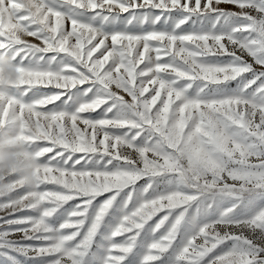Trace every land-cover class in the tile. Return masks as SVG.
<instances>
[{"label":"snow or ice","instance_id":"1","mask_svg":"<svg viewBox=\"0 0 264 264\" xmlns=\"http://www.w3.org/2000/svg\"><path fill=\"white\" fill-rule=\"evenodd\" d=\"M0 54V264H264V0H0Z\"/></svg>","mask_w":264,"mask_h":264},{"label":"clouds","instance_id":"2","mask_svg":"<svg viewBox=\"0 0 264 264\" xmlns=\"http://www.w3.org/2000/svg\"><path fill=\"white\" fill-rule=\"evenodd\" d=\"M21 38H25L21 33ZM17 65L7 54H0V93L7 99L19 87ZM40 159L27 142L19 139L18 124L0 125V200L18 199L17 190L35 189L41 173Z\"/></svg>","mask_w":264,"mask_h":264},{"label":"rangeland","instance_id":"3","mask_svg":"<svg viewBox=\"0 0 264 264\" xmlns=\"http://www.w3.org/2000/svg\"><path fill=\"white\" fill-rule=\"evenodd\" d=\"M221 7H224V8H232V5H229V4H222L221 5ZM29 39H31V38H29ZM103 197H100V198H98V199H102ZM72 202H69V205H66L65 207H68V206H70V204H71ZM4 213H2V212H0V215H3ZM12 238H18V237H12Z\"/></svg>","mask_w":264,"mask_h":264}]
</instances>
